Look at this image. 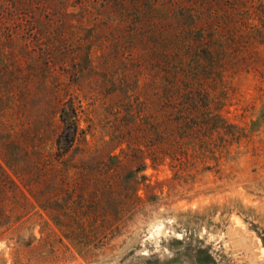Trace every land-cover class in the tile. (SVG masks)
<instances>
[{
  "label": "rangeland",
  "instance_id": "obj_1",
  "mask_svg": "<svg viewBox=\"0 0 264 264\" xmlns=\"http://www.w3.org/2000/svg\"><path fill=\"white\" fill-rule=\"evenodd\" d=\"M0 264H264V0H0Z\"/></svg>",
  "mask_w": 264,
  "mask_h": 264
},
{
  "label": "trees",
  "instance_id": "obj_2",
  "mask_svg": "<svg viewBox=\"0 0 264 264\" xmlns=\"http://www.w3.org/2000/svg\"><path fill=\"white\" fill-rule=\"evenodd\" d=\"M62 111L64 112V111H66V109L63 107ZM65 120L66 119L63 118V122L65 123V128H68V125H66V122H68V120H66V122H65Z\"/></svg>",
  "mask_w": 264,
  "mask_h": 264
}]
</instances>
